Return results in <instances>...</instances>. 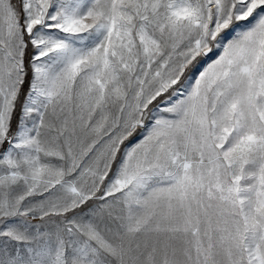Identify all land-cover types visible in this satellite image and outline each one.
Instances as JSON below:
<instances>
[{
    "label": "snow or ice",
    "instance_id": "obj_1",
    "mask_svg": "<svg viewBox=\"0 0 264 264\" xmlns=\"http://www.w3.org/2000/svg\"><path fill=\"white\" fill-rule=\"evenodd\" d=\"M0 264H264V0H0Z\"/></svg>",
    "mask_w": 264,
    "mask_h": 264
}]
</instances>
